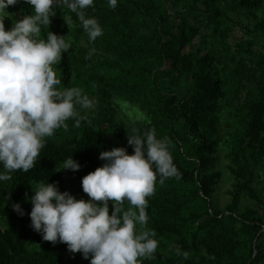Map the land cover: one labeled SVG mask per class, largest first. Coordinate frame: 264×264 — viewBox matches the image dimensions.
Segmentation results:
<instances>
[{
	"label": "trees",
	"instance_id": "1",
	"mask_svg": "<svg viewBox=\"0 0 264 264\" xmlns=\"http://www.w3.org/2000/svg\"><path fill=\"white\" fill-rule=\"evenodd\" d=\"M33 8L19 0L7 14L10 19L34 15ZM53 8L56 15L42 27L41 38L52 31L71 45L55 64L60 89L73 88L74 77L85 81L89 74L99 81L105 76V85L152 117L124 127L77 106L84 117L79 126L70 118L67 129L45 138L33 169L14 171L11 179L0 181V205L7 213L6 224L0 226V264H66L67 245L45 241L31 227L27 193L47 181L62 192L67 184L82 186V178L105 163L99 159L101 151L125 147L134 154L127 136L153 128L157 138L169 140L180 176L163 184L158 176L155 192L147 198L148 222L137 230L154 231L158 247L142 264H264V215L252 206L239 210L241 196L264 207L257 190L264 161V50L255 53L252 36L264 33V18L253 14L264 11V0H188L186 5L184 0H118L115 9L108 0H94L84 10L103 29L94 42L75 12L62 3ZM237 26L242 27L241 37L230 42ZM92 63L105 72L87 73ZM223 103L232 105L236 116L233 132L226 135L220 126ZM230 146L238 157L237 182L232 201L220 211L210 200L219 178L214 167ZM70 155L80 169L60 170ZM14 203L24 215L13 209ZM121 207L131 205L125 201ZM177 249L188 252V258ZM86 261L90 264V258Z\"/></svg>",
	"mask_w": 264,
	"mask_h": 264
},
{
	"label": "clouds",
	"instance_id": "2",
	"mask_svg": "<svg viewBox=\"0 0 264 264\" xmlns=\"http://www.w3.org/2000/svg\"><path fill=\"white\" fill-rule=\"evenodd\" d=\"M18 2L0 0V181L11 179L14 171L33 169L45 138L61 127L67 129L70 118L79 126L84 117L77 106L94 107L82 89L57 87L61 80L53 65L61 62L62 53L71 45L64 35L52 31L41 38L42 27L49 26L56 15L53 6L62 3L75 12L90 41L103 34L98 20L85 15L94 0H24L34 6L35 14L14 21L6 30L7 9ZM117 3L108 0L113 9ZM127 140L134 154H128L125 147L101 151L99 159L105 163L82 178L88 200L60 191L57 183L47 181L33 187L34 195L28 198L31 227L43 240L65 243L70 252L90 258V264H142L141 258L154 255L158 247L155 232L138 231L137 225H147V198L155 192L157 177L163 184L166 178H179L180 173L169 140L157 138L154 128L143 135H128ZM80 167L70 155L60 170L77 171ZM125 201L131 207L122 210ZM13 209L25 214L19 203H14ZM177 254L185 259L189 256L179 249Z\"/></svg>",
	"mask_w": 264,
	"mask_h": 264
},
{
	"label": "rangeland",
	"instance_id": "3",
	"mask_svg": "<svg viewBox=\"0 0 264 264\" xmlns=\"http://www.w3.org/2000/svg\"><path fill=\"white\" fill-rule=\"evenodd\" d=\"M188 0H184V4ZM253 14H256L258 17L264 18V11L262 9L255 11ZM8 15V14H7ZM9 16V15H8ZM23 19V15L16 14L14 17L10 19V17L4 18L5 23V29H11L13 27L14 21H18ZM251 19V18H250ZM253 20V19H252ZM248 23V21H245L244 23ZM6 24L8 27H6ZM250 24V23H249ZM246 25V24H245ZM239 28L233 29L231 31L229 36V41L234 38H240L242 27L237 26ZM70 30V29H69ZM68 30V39L70 38V33ZM253 36V43H254V51L256 54L262 53L264 50V33H252ZM198 40V36L195 39V42ZM54 70L57 73L55 65H53ZM89 72H95L97 74H101L105 71H97L95 63L91 64V67L88 68L87 73ZM87 78L82 77V79H78L77 77L73 78V87H78L83 90V93L86 94L93 102L94 107L92 109H84V111L93 116H103L106 119L109 117V124L110 123H117L121 126L128 127L136 122H146L150 121V118L152 117L150 114H148L147 111L142 110L137 103L125 99L122 96H120L117 92L114 90H111L107 85H105L106 78L103 76L99 81L94 80V78H90L89 74H86ZM84 81V82H83ZM60 88V85L57 86ZM107 92H110V96L107 95ZM237 105H239L240 101L237 100L235 102ZM222 115V123L226 122L225 124H220V126L223 129V132L225 135L230 131L231 126L234 129V125L236 124L235 119L236 116L234 114V108L232 105L228 103H223V109L221 112ZM108 122L103 124L100 128L105 129L108 125ZM222 133V131H220ZM232 148L233 146H230L229 148H224L222 151L221 160L217 163V166L214 167L216 169L215 171L218 172L219 178L218 182L214 184V191L212 195L210 196L211 203L213 207L217 210L223 211L226 209L227 205L232 201L233 197V191L235 188V183L237 182V176L235 174V171L237 169V159L238 157H234L232 155ZM258 180V186L257 190L261 196L264 198V161L261 163V170L258 171L257 175ZM38 187V186H35ZM34 187V188H35ZM82 186L79 184L74 185H66V190L69 191L72 195H74L77 199H85L88 200L89 197L86 193L81 191L80 189ZM33 187L31 188L30 192L27 193L26 198L28 201H30V198L32 195H34ZM102 205V202H97ZM255 207L260 213L264 215V207L261 203L252 201L245 196H241L240 198V204H239V210L242 211L246 207ZM7 221V213L4 210V206L0 205V226H3L6 224ZM63 257L65 258L66 264H87V261L85 258H83L82 254L72 253L69 250L65 251L63 253ZM143 258H141L142 260Z\"/></svg>",
	"mask_w": 264,
	"mask_h": 264
}]
</instances>
